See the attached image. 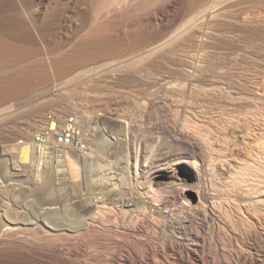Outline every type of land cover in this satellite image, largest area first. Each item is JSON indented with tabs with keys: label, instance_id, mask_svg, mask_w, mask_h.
<instances>
[{
	"label": "bare ground",
	"instance_id": "bare-ground-1",
	"mask_svg": "<svg viewBox=\"0 0 264 264\" xmlns=\"http://www.w3.org/2000/svg\"><path fill=\"white\" fill-rule=\"evenodd\" d=\"M257 6L262 9L264 0H0V25L6 23L11 26V39L27 46L29 58L46 56L47 61L45 58V62L40 60L58 68L57 74L42 76L44 89L31 97L36 101L35 105L38 103V108L36 106V111L28 115L30 119L26 116L28 124L8 128L11 137H7H10L7 148L14 163L26 168L34 167L37 180L33 181L41 182L35 186L36 190L50 202L56 188L52 187L53 174L46 165L48 152L42 147L39 149L36 138L31 137L34 135L32 130L43 124L45 110L52 105L58 112L65 113L70 105L65 102L70 98L69 89L79 85L87 86L86 89L89 87L94 96L101 94L102 84L108 89L145 85L143 94L146 100L141 104L142 109L148 117L158 119V135H153L157 144L151 150L148 151L147 145L141 151L139 142V149L133 156L127 146L131 142L129 134L135 128L144 129L143 119L137 121L135 117H125L127 114L124 112L117 116L111 112L108 120V124L114 126L110 127L112 142L119 145V142L127 141V144L123 143L128 147L126 155H123L126 165L122 169L117 168L126 169L129 177H134L138 183L136 187L132 182L128 186L129 181L128 185L123 184V187L128 186L126 190L123 188L124 193L120 190L122 197L125 196L126 214L123 215L128 219L127 224L124 222V229L125 235L132 236L137 230H144L146 221H152L153 225L168 233L169 238L159 244L146 239L135 242V246H122L120 260L123 264H210L211 259H215L213 264H264V89H260L258 80L264 77V65L257 68L258 76L250 83L247 78H234L232 67L222 70L208 60L219 50L221 53L230 48L234 41L244 39L253 42L263 38L264 17L260 16V19L254 13ZM126 33H130V37L132 35L129 41L122 37ZM114 34L122 35L124 41ZM73 45L80 48V53L75 52L73 57L59 61L56 53ZM2 46L0 44L1 60L7 49V46ZM0 63L1 70L9 68L6 59ZM9 69L13 70V67ZM1 94L2 114L8 107L4 105L3 109L2 104L8 102L9 96ZM7 109L10 117L14 108ZM79 116L82 117L81 114ZM4 118H7L6 114ZM116 126H120L121 131L126 129L128 134L124 140L119 135L115 136L120 132L115 130ZM220 136L222 142L217 139ZM213 144L224 151L221 158L212 159ZM150 151L154 158L144 164ZM68 162L72 180L76 179L79 165L75 164L70 153ZM103 169L106 170L105 167ZM132 170L134 175L130 176ZM123 173L116 174L125 176ZM218 173L227 177L225 196L219 190L217 192L219 182L214 189V177ZM110 175L103 176L106 178L103 184L108 186H105L108 188L106 193L103 192L106 195L95 196L99 197L95 202H92L94 197L91 198L90 202L95 203L96 209L88 217L81 212L72 213L66 206L62 212L53 207L47 210L48 214L26 219L24 210L22 213L15 207L7 208L4 202L5 207L0 208V243L11 239L21 244L24 239L20 240V232L30 228L44 232L47 241L68 240L82 232L97 231L96 222L103 209L108 208L105 200L114 203L113 199L119 192L116 191L114 174ZM103 177L99 180L103 181ZM158 193L173 196L178 204H174L178 207L174 218H167L162 213L160 204L168 200L158 201ZM30 231L37 233L36 230ZM214 231L224 234L223 243L229 247L225 256L212 258L206 255L208 234ZM35 243L27 240L26 246L35 250L39 246ZM61 244L53 241L47 250L63 251ZM118 258L114 257V260Z\"/></svg>",
	"mask_w": 264,
	"mask_h": 264
},
{
	"label": "rangeland",
	"instance_id": "rangeland-1",
	"mask_svg": "<svg viewBox=\"0 0 264 264\" xmlns=\"http://www.w3.org/2000/svg\"><path fill=\"white\" fill-rule=\"evenodd\" d=\"M256 8H255V10H257V11H255V12L253 11V12L256 13V16L258 18H260V16L263 18L264 17L263 16L264 7H261L262 9H259L260 6H257ZM261 10L263 11V13ZM258 11H259V13H261L260 15H259ZM254 13H253V15L255 16ZM11 30H13L11 28V26L6 24V23L0 25V33H1L0 44L3 45L5 48L7 46V49L4 48L5 54L3 53L4 54L3 59L1 60V58H0V61H5V59H6L7 63H9V68L13 67V70L12 69L10 70L9 68L4 69V70L0 69V94L2 93L1 95H8L9 96V98L7 100L8 102H5L4 104H2L3 109L6 106H8L10 109L14 108L15 110H17V108H18L17 106L19 105V108H18L19 111L17 110V112H15V110L13 109L14 114L12 113L10 115L11 118L9 117L10 111H9V109H7L8 107H6L4 109L2 114L0 112V115H1L0 118H2V119H0V130L2 131L0 133V144L2 145L1 146V152H0V205H2V206L0 208H4L5 206L7 208H9L10 206H11L10 208L15 207L16 210L19 209L20 212H22V213H24V212L21 210H24L26 212V213H24V216H25L24 218L35 219V217L37 215L41 216L42 214L43 215L48 214L47 210L48 209L50 210V208L55 207L62 212V211H64V209L67 206V208L70 212L76 213V214L81 212V214L84 213V214H86V217H88L89 216L88 214L92 213V210L94 212L96 209L94 206L95 203H93L94 204L93 205L92 202H95L99 197L97 198L95 196L104 197L106 195L104 193H106V191L108 190L107 184L106 183L103 184V182H105V180H106V178L103 176L110 175L112 172H114V173H112L114 175H112V174L111 175L113 176V180L116 182V187H118L117 188L118 190H116V191L117 192L119 191V192L116 195V198H114V199L112 198L114 200V203H110L113 201H111L109 199H107V200H109L108 202H107V200H105L107 202V204H106V202L104 203L105 207L107 205L108 208L103 209L104 211L101 212V215L96 222L100 225L99 226L97 224V231L91 232V233L82 232V233L78 234L76 237L70 238L68 240L67 239H63V240L48 239V241H47V239L45 238L44 232H41V230L32 229V228L24 229V230H22V232H20L22 234L21 235L19 234L20 237H22V238H20V240L24 239L21 244L16 243L14 241H11V239L10 240L8 239V241H6L4 244L0 243V264H66V263L67 264H112V263L113 264H121L122 260H120L121 259L120 257H121V252L123 251L122 250L123 247L126 246L125 248H127L130 244H131V246L132 245L135 246L136 245L135 242L137 243V242H140L141 240L147 241L148 239H149L148 241H151L154 244L155 243L159 244L163 240L169 238L168 233L160 230V228L157 225H153L152 221H146L144 224V227H143L144 230L143 231L137 230L136 232H134V234L132 236L130 235L131 237L129 236V234L125 235L127 233H125V229H124V225L126 223V220L128 221V219H127L126 215H123V214H126V212H124L126 210L125 209L126 206L123 205V203H124L123 201L125 199L124 198L125 196L122 197L123 196L122 193H124V190H126L128 188V186L132 185V183H133V186H135L136 184H137L136 186H138L137 181H135V179H133L134 177H132V178L129 177L126 169L120 170V168L122 169V166L126 165V163L124 162V160H125L124 156L126 155V153L128 151V147H129V150L134 155L131 152L130 153L133 156H135L137 150L139 149V145H140L139 142L141 143V149H140L141 151L146 149L147 145H148V151H149V150H151L152 146L157 144V138H153V137L158 135V133H157L158 129L156 128V124L158 123V119H157V117H148L146 112L142 109L143 106L141 105L143 103V101L146 100V95L143 94V92L145 91V85H134V86H130V87H123V88L122 87H116L113 89H110V88L108 89L107 85L104 86L102 84V86L100 88L101 94H99V96H94L90 92L89 87L86 89L87 86L85 87L83 85L84 86L83 87V86L79 85V87L69 89V94L68 93L67 94L70 98H68L65 102L67 103V101H68V103H70V105L68 107H66L65 113L60 112V111L58 112V110H56L52 105L45 110V113H47L49 111H53V112H56L62 116H64L65 114L66 115L70 114L72 112L77 113L78 117L81 119L83 124L86 127H90L92 129V133H93L92 145H91L92 151L87 153L86 157L80 155L77 152L70 153L75 164L79 165L78 166L79 167V176L76 179L72 180L71 173L69 171V162L68 161H64L62 159H58V158L53 157V156L51 157L48 154H46V155H48L47 157L45 156L46 157L45 158L46 159V165L48 166V169L53 174L52 187L54 186V189L56 188L55 194L53 193L54 195H52V196H54L53 197L54 200L52 199V201L50 202L48 200V198H46L42 193H40V192H38V190H36L37 184H39L41 182L33 181L34 178L32 177V174H33L32 171H34V167H30V168H26V169L22 168L21 169L22 172L18 170L19 167L15 165L14 159L11 156L12 153L10 152L9 148H7L8 147L7 145H9V143H10L9 139L11 137L9 130L12 129V127L13 128H15V127L20 128L21 126H25L28 124V122H29V120L27 119V118H29L28 115L31 116L32 115L31 112L34 113L36 111V110L34 111L36 106L38 108V105H37L38 103H36V105H35L36 101L35 100L33 101V98H31L32 95H34L35 92H40L44 89V87H42L43 84L41 82L44 79L43 77L46 75L57 74L58 71H56V70L58 68L56 65H53V64H52L53 66L46 65L47 62L44 63L45 62L44 60H46V56H44V57L42 56V58H40L39 56L38 57L32 56V58H29L28 52L26 49L27 46L23 42H20V41L16 42L15 40L11 39V37L9 36ZM127 33L123 34V36L122 35L116 36V34H114V36L116 38L119 37L118 39H121L123 41H124V39L121 38V36L126 37L127 38L126 40H128V39L130 40L132 35L130 37V33L129 34H127ZM2 35H4V36H2ZM125 35H128V36H125ZM128 41H126V42H128ZM231 45L232 46L230 48L224 49V52H222L223 51L222 50L220 53V50H219L218 52L220 54L218 52H216L217 54L215 53L212 56L213 58H210L208 60L211 63L217 64L222 70H228V68L232 67V70H234V72H235L234 78H240V77L241 78H247V80L251 83L252 81H254L257 78L256 76H258V70L259 69H257V68L264 65V36H263V38H260V40H258V39L255 41L253 40V42L252 41L251 42L245 41L244 39H242L241 41L237 40V42L234 41ZM11 49L13 50V52ZM79 49L80 48L77 45H73L71 47L69 46L67 48L60 50L59 51L60 53L58 52V53H56V55L58 54L57 57H58L59 61H61V59L65 60V58L69 59L70 57H73L74 55L79 54L80 53ZM75 52H76V54H75ZM17 53L19 55H17ZM18 56H19L20 60L17 58ZM52 57H55L57 59V57L54 55ZM43 58H45V59L43 60ZM14 59H16V60H14ZM33 59L34 60L36 59L35 62ZM40 59H42L44 62L41 61ZM32 60H33V63H32ZM15 61H16V63H15ZM20 65H21V67H19ZM16 66L19 69H17ZM41 66H44V67H41ZM36 67H38V68H36ZM52 67H53V69H52ZM23 70H25V71H23ZM39 71L41 73H39ZM14 72H16V73L13 74ZM31 73H32V75H31ZM26 78H27V80H26ZM38 78H39V80H38ZM260 78L261 79H258L259 83H260V89H264V77H260ZM8 79H10V80H8ZM19 79H21V80H19ZM40 79H42V80H40ZM32 80H34V81H32ZM1 81H3V82H1ZM8 81H9V83H8ZM10 82H11V84H10ZM3 83H5V84H3ZM41 84H42V86H41ZM1 87H2V89H1ZM12 88H15V90ZM20 88L22 91L20 90ZM18 90H19V92H18ZM10 93H12V95H13V93H15V94L12 96ZM30 98L32 100H30ZM9 103H12V104H9ZM22 103H23V105H21ZM27 103H28V105H27ZM4 105H5V107H3ZM12 105H13V107H11ZM117 110L119 113L117 112ZM5 111H9V112L6 113ZM111 112L112 113L115 112V113H113V115H115V116L121 115V113L124 112V114H127V115H125V117L130 116L129 118L132 117V119H133V117H135L137 121L143 119L145 122V125L143 127L144 129L135 128V131L131 132V134H129V137L131 138V142L129 144H127L126 143L127 141L125 142V140H124L128 134L126 129L124 131H121L120 126H118V127L116 126L115 130L116 131L120 130V132H119V134L116 133L115 136L119 135V137H121L122 139H123V137H125V138L123 139L124 141H122V144L120 142H119V145L117 144L118 142H116V143L114 142L115 143L114 144L111 140L112 130H110L114 126H110L108 124V120H109V116L111 115ZM45 113H44V115H45ZM5 114L7 115V118H4ZM79 114H81L82 117H80ZM26 116H28V117L26 118ZM3 120H5V121H3ZM23 120H24V122H23ZM8 128H10V129H8ZM36 128H38V127H36ZM33 131L34 130H32V134H33ZM7 132H9V134ZM143 133L145 134L144 136H143ZM6 134H8V135L6 136ZM9 135H10V137L7 139V137ZM135 135H136V137H135ZM215 136L216 135H214V138H215ZM31 137L33 138V135ZM106 137H108V138H106ZM24 138L25 137H22V139H24ZM105 138L107 140H105ZM144 138H147V139H144ZM5 139H7V140H5ZM108 139L110 142L108 141ZM217 139L219 142L223 141L221 136L217 137ZM106 141H108V142H106ZM123 143H126L128 147ZM123 148H126L127 150L123 149ZM211 150H212L211 151L212 159L221 158L222 157L221 155L224 154V151L218 145L215 146L213 144ZM224 150H225V148H224ZM122 151H124V152H122ZM151 155H152V153L150 151V153H148L149 158L147 159L146 162H144V164H147L153 160V159L152 160L150 159V158H154V157H151ZM110 161H112L114 163H109ZM102 165L105 167V169L109 166L111 168L108 170L107 169L104 170L103 169L104 167H102ZM117 167H120V168H117ZM14 169H16V170H14ZM115 170H116V172H115ZM107 172H110V173L105 174ZM117 172H121V174L123 172H125L126 177L124 175H121V174L117 175L116 174ZM61 173H65V176L67 177L64 182H62L60 179ZM115 174H116V176H115ZM19 175H21V176H19ZM111 175H110V177H112ZM132 175H134L133 170H132L130 176H132ZM101 176L103 177V179L101 178L103 181L99 180V177H101ZM215 176L216 177H214L215 178L214 179L215 180L214 181V183H215L214 189L216 188V183L219 182V183H217V192L219 190V192L225 196V194L227 193V189H226L227 187L225 186V180L227 179V177H223V175H221L219 173ZM119 177H120V179H118ZM28 179H30V180H28ZM142 179L143 178H141V180ZM113 180L111 178V181H113ZM34 182L35 183L37 182V183L35 184ZM128 182H129V185H128ZM123 184H127L128 186L124 185V187H123ZM119 185H121V186H119ZM105 186H107V187H105ZM123 188H124V190H123ZM120 190L122 191V193ZM100 193H102V194H100ZM165 194L166 193H164V194L161 193L159 195V193H158L159 197L157 198V199H160L158 201H161V202L164 201V199L166 201L168 200L167 202L164 201L165 202V203L163 202L164 204L163 203L160 204L163 207V208L161 207L162 213L164 214L162 209H164L166 207L172 208V209H174V211L177 212L178 210L176 208H178L177 207L178 204L176 202H174L175 200H174L173 196H171V194H166L167 197L165 198ZM169 195H170V197H169ZM92 197H94L93 198L94 200L92 202H90V200H92L91 199ZM88 198H89V201H88ZM88 202H89V204L90 203L91 204L89 205ZM132 203H134V201H131V204ZM4 204H5V206H4ZM174 204L175 205L177 204V206H175ZM76 209H79V211ZM106 210L108 213L105 212ZM140 214H142V213H140ZM139 216L142 217V215H139ZM109 217H110V219H109ZM124 217H126V218H124ZM167 218H169V217H167ZM145 228H147V229H145ZM30 230H34V231L36 230L37 233H33V231H30ZM38 231H39V234H38ZM94 235H96V236H94ZM223 235L224 234L221 235L220 233H217L216 231L209 232V234H208V248L206 250V255L209 254L212 256V258H214V256H216V255L225 256L227 254L229 247L226 246L225 243H223V237H224ZM25 240H26V242H25ZM27 240L32 241L34 243L36 242L35 244H37V246L39 245L37 248L38 250L36 248L34 250L33 248L30 249L29 247H27L26 246ZM128 240H130V241H128ZM53 241L54 242L56 241L58 244L62 243L61 245H63L64 248L66 246L67 247L65 249L62 248L63 251L62 250L58 251V252L48 251L47 248L49 247L50 243ZM115 241H117V243ZM40 245H41V247H40ZM64 250H65V252H64ZM135 250H136V248H135ZM38 251L41 252L39 255L36 254V253H39ZM46 252H47V254H46ZM59 252H62V253H59ZM35 255L37 257H41V256H43V257L46 256V257L37 258ZM35 257L37 259H35ZM114 257H119L117 259V260H119V262L116 260L117 261V263H116V261L114 260ZM48 258H50V259L48 260ZM214 261H215V259H211V261H209V262H210V264H213Z\"/></svg>",
	"mask_w": 264,
	"mask_h": 264
},
{
	"label": "built area",
	"instance_id": "built-area-1",
	"mask_svg": "<svg viewBox=\"0 0 264 264\" xmlns=\"http://www.w3.org/2000/svg\"><path fill=\"white\" fill-rule=\"evenodd\" d=\"M33 134L39 149L42 147L48 152L49 156L64 161H68L69 153L77 152L83 156L92 151V129L83 124L77 113L72 112L62 116L49 111L45 113L43 124L34 129ZM16 166L19 167L18 170L26 168L17 164ZM35 174L36 171L34 170L32 177L37 180ZM64 176L65 173H61L60 179L62 182L66 179ZM163 212L169 218L176 216L174 209L169 207L164 208Z\"/></svg>",
	"mask_w": 264,
	"mask_h": 264
}]
</instances>
